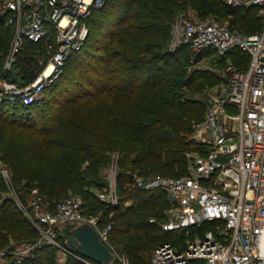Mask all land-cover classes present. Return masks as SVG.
<instances>
[{"label": "trees", "instance_id": "trees-1", "mask_svg": "<svg viewBox=\"0 0 264 264\" xmlns=\"http://www.w3.org/2000/svg\"><path fill=\"white\" fill-rule=\"evenodd\" d=\"M189 9L197 17L222 14L231 30L243 34L258 32L264 24L258 7H232L219 0H105L87 19L83 48L68 57L40 100L0 103V247L27 226V235L37 232L3 195L7 187L2 168L23 201L32 189L51 207L69 194L79 196L85 215L96 217L100 226L110 225V243L130 264H148L161 242L183 247L181 230L161 227L169 204L165 194L132 184L135 177L185 173V153L198 149L190 135L205 104L195 95L214 78L194 65L213 51L193 54L188 47L175 52L167 48L173 20ZM11 35L12 26L0 17V67ZM48 56L44 43L24 40L12 70L1 76L28 84ZM227 57L237 67H247L248 55L240 49ZM113 156L118 193L114 206L96 196ZM70 228L64 227L58 241L68 239ZM56 251L46 244L18 263L6 259L0 264H58ZM65 264L84 263L69 257Z\"/></svg>", "mask_w": 264, "mask_h": 264}, {"label": "built area", "instance_id": "built-area-1", "mask_svg": "<svg viewBox=\"0 0 264 264\" xmlns=\"http://www.w3.org/2000/svg\"><path fill=\"white\" fill-rule=\"evenodd\" d=\"M232 7L256 6L264 18V0H219ZM105 0H0V17L12 26V37L0 67V103L31 104L60 75L68 57L84 46L87 19ZM44 43L46 64L35 79L18 85L1 76L12 70L23 41ZM188 47L193 54L212 50L225 59L221 82L203 99V117L194 124L191 139L196 151L185 153L186 172L179 176L154 174L135 177L132 186L159 189L168 201L163 230H181L184 245L161 242L148 264H264V24L259 32L243 34L227 24L189 19L178 14L171 24L168 51ZM248 55L246 68L227 57L233 49ZM226 57V58H224ZM50 67L49 73L45 68ZM7 196L44 241L64 256L96 264L76 253L65 238V226L90 224L111 254L109 263L130 264L109 241L110 225L85 215L79 196L69 194L54 206L36 189L23 201L14 191L6 168L1 169ZM100 201L118 204L116 156L104 171ZM38 242V241H37ZM39 243V242H38ZM32 247L25 248V252ZM1 254H5L2 252Z\"/></svg>", "mask_w": 264, "mask_h": 264}, {"label": "rangeland", "instance_id": "rangeland-1", "mask_svg": "<svg viewBox=\"0 0 264 264\" xmlns=\"http://www.w3.org/2000/svg\"><path fill=\"white\" fill-rule=\"evenodd\" d=\"M181 13L185 15V18H189V19L211 18V19L218 21L219 23L228 25V21L226 20V18H224L222 16V14H219V15L208 14L205 17L204 16L197 17L196 12L192 9H189L185 13L184 12H181ZM258 14L261 15L260 10L258 11ZM262 19L264 20L263 16H262ZM11 37H12V35H11ZM10 40H11V38H10ZM8 46H9V44H8ZM230 62H232V61H230ZM225 65H226V62L224 60L219 59L218 57H212V56L211 57L208 56L206 58H203L194 65L195 68L201 69L203 71H206V72L212 74L213 78H214V82H212L209 87H207L202 93H198L195 95V97L198 100L203 101L207 92L221 82L222 70L224 69ZM3 195L6 197L7 191H5L3 193ZM19 232H20L21 236H17L15 238H13L12 235H9L7 244L5 246L0 247V262L4 261L6 259L7 260L13 259L18 263V262L22 261V259L29 257L32 254H34L36 252V249L47 244L44 241H39L40 236H39L38 232H36V236L27 235L28 226L25 228V230L19 231ZM63 241H59V243H63ZM32 246H34V247L31 248L29 251L25 252V248L32 247ZM2 252H4L5 254H1ZM68 258H69L68 256L62 255L60 252H58V250L56 251V256H55L56 263L65 264L66 261L68 260Z\"/></svg>", "mask_w": 264, "mask_h": 264}, {"label": "water", "instance_id": "water-1", "mask_svg": "<svg viewBox=\"0 0 264 264\" xmlns=\"http://www.w3.org/2000/svg\"><path fill=\"white\" fill-rule=\"evenodd\" d=\"M69 246L81 256L96 264H108L111 254L106 245L98 238L95 229L88 223L82 222L70 228Z\"/></svg>", "mask_w": 264, "mask_h": 264}, {"label": "bare ground", "instance_id": "bare-ground-1", "mask_svg": "<svg viewBox=\"0 0 264 264\" xmlns=\"http://www.w3.org/2000/svg\"><path fill=\"white\" fill-rule=\"evenodd\" d=\"M49 71H50V67H46L45 68V73H49Z\"/></svg>", "mask_w": 264, "mask_h": 264}]
</instances>
